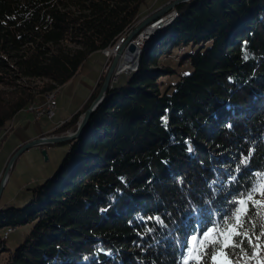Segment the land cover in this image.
I'll list each match as a JSON object with an SVG mask.
<instances>
[{
    "label": "trees",
    "instance_id": "obj_1",
    "mask_svg": "<svg viewBox=\"0 0 264 264\" xmlns=\"http://www.w3.org/2000/svg\"><path fill=\"white\" fill-rule=\"evenodd\" d=\"M144 1L0 0V128L124 36L147 14ZM174 9L137 66L110 81L58 170L21 205L0 207L1 264H181L189 237L229 215L257 180L252 199L264 219V177L254 175L264 172V0H187ZM175 54L187 69L157 65ZM33 78L48 81L32 91ZM102 78L47 134L75 129ZM27 223L6 247L9 232ZM202 248L192 241L185 264H197L191 257ZM236 251L238 264H264V237L251 236V255Z\"/></svg>",
    "mask_w": 264,
    "mask_h": 264
},
{
    "label": "rangeland",
    "instance_id": "obj_2",
    "mask_svg": "<svg viewBox=\"0 0 264 264\" xmlns=\"http://www.w3.org/2000/svg\"><path fill=\"white\" fill-rule=\"evenodd\" d=\"M168 1L170 0H163V2H159V0H145L141 5V9L149 14ZM173 10L175 9L171 8L170 11L167 10L164 14H161L160 17H163L166 13H170ZM146 15H143V17ZM142 18L138 19L136 24ZM168 18L173 20L175 17L168 15L167 19ZM149 24L150 23L147 25ZM167 25L165 24V26H163V24H159L157 27L158 29L156 28V31L149 29V32L146 30L145 26H143V28L141 27L124 45L121 56L119 57V63L122 61L124 53H126L129 45L139 41L137 40L139 36L144 37L142 39L143 41L136 49V51L139 50L138 55L148 44L149 40L157 36V34L161 32L162 29H164ZM133 27H131L128 32ZM128 32H126L124 36H119L112 46L105 47L100 52H94L89 55V57H87L83 62L80 70L71 79L53 88L56 91V105L54 107L52 117L49 118L42 116L41 118L37 119L35 118L33 112L29 111L27 108L29 104L43 103L45 94L48 91L53 90L50 89L44 93L41 92V94H38V96L35 97L33 101L29 102L23 109L17 112L15 116L10 119L8 124L0 128V172L3 171L10 157L9 154L15 146L22 144L28 139H31L34 134L41 133L43 130L49 129L52 126L56 127L59 122L68 118L78 108L81 107L93 89L98 76L102 75L104 78L107 72L113 54H109L107 56V54L103 52L104 49L111 51V49H114L115 45L119 46L125 39V36ZM177 59L178 56L175 54L170 57V61L160 60L158 61L157 65L162 67V65L169 63V65L175 67L180 73L187 69L188 66L186 63L178 65L176 63ZM137 63L131 67H129V65L126 66L125 68L121 69V71L117 72L116 75L118 76L119 73L131 71L137 66ZM162 78L167 79V76H162ZM46 81L48 80L33 78L26 80V84L30 85L32 91H38L44 85V83H46ZM0 87L2 86L0 85ZM68 147V141H63L31 146L19 153L7 171V178L0 194V207L9 205L11 203L21 205L26 200H28L31 195L32 188L58 170ZM42 148L45 149V155L41 151ZM29 228L30 224L28 223L15 227L11 232H9L7 238L5 239L6 247L13 249L20 242L23 235L29 230ZM3 256L4 252H1L0 264L2 262L1 258Z\"/></svg>",
    "mask_w": 264,
    "mask_h": 264
},
{
    "label": "snow or ice",
    "instance_id": "obj_3",
    "mask_svg": "<svg viewBox=\"0 0 264 264\" xmlns=\"http://www.w3.org/2000/svg\"><path fill=\"white\" fill-rule=\"evenodd\" d=\"M251 156L252 152L250 151L248 156L240 160V165H247ZM240 170V167L237 166L236 172L238 173ZM254 175L258 178L264 177V172H256ZM231 179L234 181L236 177L233 176ZM258 183V180L254 181L248 191L241 192L237 197L233 198L231 203L235 207L229 215L224 216L221 220H214L203 232L197 230L195 234L189 237L181 264H185L189 260V253L192 252V241L194 240L197 241L198 248L200 243L203 242V248L200 249L202 254L191 257V260L197 262V264H212L213 261H215V264H234V262L238 264L235 261L236 256L239 255L236 249L251 255V236H255L258 240L264 237V219L257 220L256 218L260 214L255 211V206L260 204L261 201L252 199V194L257 191ZM245 201H250L251 203L245 204L243 214L238 217L237 214L240 212L241 204ZM155 219L162 223L159 217ZM253 221L256 222L253 223ZM214 230L216 231L214 232ZM229 232L231 234L227 235L226 242H222L221 237ZM210 233H213V235L209 236ZM205 237H209L207 242H204Z\"/></svg>",
    "mask_w": 264,
    "mask_h": 264
},
{
    "label": "water",
    "instance_id": "obj_4",
    "mask_svg": "<svg viewBox=\"0 0 264 264\" xmlns=\"http://www.w3.org/2000/svg\"><path fill=\"white\" fill-rule=\"evenodd\" d=\"M183 1H187V0H170L168 2H166L164 5H162L161 7L157 8L156 10L152 11L151 13L147 14L146 16H144L125 36V39L121 42V44L119 46H117L115 48V51L112 55L111 61L109 63L107 72L101 82V85L98 89L97 94L93 97V99L89 102V104L87 105V107L84 109V111L82 112V114L79 117V120L77 122V125L75 127V129L73 130H67L65 132L62 133H58V134H46V135H39L36 137H33L31 139H28L27 141L23 142L22 144H20L10 155L2 173L0 176V194L3 190L6 178H7V171L9 169V167L12 165L13 161L15 160V158L17 157V155L19 153H21L23 150L28 149L31 146H35V145H43V144H48V143H55V142H63V141H68L70 139H74L77 138L79 135H81V133L84 131L85 126L88 122L89 117L91 116L92 112L95 110V108L102 102V100L104 99L105 96V91L107 86L109 85L110 81L114 78H116V74L117 72L121 71V67H120V63H119V57L121 56V52L124 48V45L130 40V38L133 36V34L138 31L141 27L143 28V26L146 27V30L149 29H153L154 31H156L159 26V24H163V26H165V24L167 25L168 23H170L171 18H169L168 21L164 22V23H157L159 21H161L160 15L164 14L167 10L170 11V9H174L175 5L179 2H183ZM172 16H176V11L173 10L172 12H170ZM166 14H169L166 13ZM165 14V15H166ZM164 15V16H165ZM148 23H150L149 25H147ZM157 28V29H156ZM132 44V43H131ZM131 44L129 46H131ZM138 51H136L135 57L134 59L131 61V63L129 64V67L133 66L134 64H136L138 62ZM127 52V50H126ZM42 153L45 155V149L42 148L41 149Z\"/></svg>",
    "mask_w": 264,
    "mask_h": 264
},
{
    "label": "bare ground",
    "instance_id": "obj_5",
    "mask_svg": "<svg viewBox=\"0 0 264 264\" xmlns=\"http://www.w3.org/2000/svg\"><path fill=\"white\" fill-rule=\"evenodd\" d=\"M168 15H171V13H169V14H167V15H165V16H163L162 18H161V21H159V22H157V23H164V22H166V21H168V19H167V17H168ZM148 32H149V30H148ZM145 33H147V32H145ZM143 37L144 36H139L138 38H137V40H139L138 42H134V43H132L131 44V46H129V48L127 49V52L126 53H124V56H123V58H122V61L120 62V67L123 69V68H125L126 66H128L130 63H131V61L134 59V57H135V54H136V49L139 47V45H140V43L143 41L142 39H143ZM118 45H115L114 46V49H113V51L111 52V51H105V54H107V56L110 54H113L114 53V51H115V48L117 47ZM104 50H108V49H104ZM104 52V51H103ZM55 96L56 95V91L53 89V90H50V91H48L46 94H45V98H47L48 96ZM28 106H37V104H29ZM29 111H31L30 109H28ZM33 112V111H32ZM10 227H8L7 229H6V231H10ZM3 237H5V236H3Z\"/></svg>",
    "mask_w": 264,
    "mask_h": 264
},
{
    "label": "built area",
    "instance_id": "obj_6",
    "mask_svg": "<svg viewBox=\"0 0 264 264\" xmlns=\"http://www.w3.org/2000/svg\"><path fill=\"white\" fill-rule=\"evenodd\" d=\"M105 51H110V50H104ZM113 51V49H111ZM56 96H48L47 98L44 99L43 103L37 104V106H28L27 108L33 111V114L35 118H41L42 116L46 117H52L53 112H54V107L56 105ZM62 122V121H61ZM61 122H59L57 125H59ZM2 171L0 172L1 176ZM9 231L3 232V236H6Z\"/></svg>",
    "mask_w": 264,
    "mask_h": 264
},
{
    "label": "crops",
    "instance_id": "obj_7",
    "mask_svg": "<svg viewBox=\"0 0 264 264\" xmlns=\"http://www.w3.org/2000/svg\"><path fill=\"white\" fill-rule=\"evenodd\" d=\"M53 127H54V126L50 127L49 129L43 130L41 133L34 134L31 138L36 137V136H39V135H46V134H47V133H48ZM27 139H28V138H27ZM24 141H25V140H24ZM19 145H20V144H19ZM19 145L15 146V147L13 148V150H11L9 156L12 154V152H13V151H14Z\"/></svg>",
    "mask_w": 264,
    "mask_h": 264
}]
</instances>
